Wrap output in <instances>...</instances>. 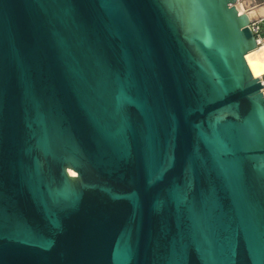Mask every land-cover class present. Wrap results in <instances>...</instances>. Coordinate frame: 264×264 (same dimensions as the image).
Instances as JSON below:
<instances>
[{
	"label": "water",
	"instance_id": "water-1",
	"mask_svg": "<svg viewBox=\"0 0 264 264\" xmlns=\"http://www.w3.org/2000/svg\"><path fill=\"white\" fill-rule=\"evenodd\" d=\"M236 2L0 0V264H264Z\"/></svg>",
	"mask_w": 264,
	"mask_h": 264
},
{
	"label": "built area",
	"instance_id": "built-area-1",
	"mask_svg": "<svg viewBox=\"0 0 264 264\" xmlns=\"http://www.w3.org/2000/svg\"><path fill=\"white\" fill-rule=\"evenodd\" d=\"M236 7L240 13H246L249 15V13L254 9L264 7V0H237ZM240 9L243 10L241 11ZM249 18H250L249 26L255 35L257 44L261 45L264 43V13L259 14L256 17H251L249 15ZM259 78L261 80V83L264 85V75H262ZM263 91H264V87H263Z\"/></svg>",
	"mask_w": 264,
	"mask_h": 264
},
{
	"label": "bare ground",
	"instance_id": "bare-ground-1",
	"mask_svg": "<svg viewBox=\"0 0 264 264\" xmlns=\"http://www.w3.org/2000/svg\"><path fill=\"white\" fill-rule=\"evenodd\" d=\"M240 10L242 11L243 9ZM263 13L264 7H260L251 11L249 15L256 17ZM246 59L254 76L261 77L264 75V43L247 53Z\"/></svg>",
	"mask_w": 264,
	"mask_h": 264
}]
</instances>
